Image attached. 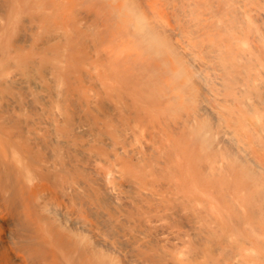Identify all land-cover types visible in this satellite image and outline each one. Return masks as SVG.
Instances as JSON below:
<instances>
[{"label": "bare ground", "instance_id": "6f19581e", "mask_svg": "<svg viewBox=\"0 0 264 264\" xmlns=\"http://www.w3.org/2000/svg\"><path fill=\"white\" fill-rule=\"evenodd\" d=\"M52 3L59 15L78 10L81 22L102 30L98 54L110 62L96 75L77 61L66 65L79 71L86 96L62 78L69 96L56 118L65 132L46 139L0 126V213L13 221L12 234L35 247L43 264H264V61H251L264 50V0H55L42 7L52 12ZM220 33L218 45L243 49V69L229 61L222 74L219 61L204 56L218 49ZM131 55L153 59L154 72L151 61H124ZM227 71L244 73L246 84L227 85ZM85 104L103 129L98 139L78 141ZM230 119L246 128L245 145ZM75 209L79 231L69 216ZM42 213L56 221L55 231ZM89 216L122 226L118 243L100 240ZM183 231L193 243L177 240ZM10 237L0 217V264H20ZM141 249L156 260L134 259Z\"/></svg>", "mask_w": 264, "mask_h": 264}, {"label": "rangeland", "instance_id": "374dc122", "mask_svg": "<svg viewBox=\"0 0 264 264\" xmlns=\"http://www.w3.org/2000/svg\"><path fill=\"white\" fill-rule=\"evenodd\" d=\"M46 1L54 2L55 0H0V126L8 129L17 127L22 129L26 136L38 135L49 139L51 136L59 134V132H65L64 124L61 122L58 124L56 118L59 105L63 103L67 94L69 96L62 78H70L73 82L79 84L77 91L86 96L84 93L86 88L81 85L83 82L78 77L79 71H73V69H70V73L69 70L66 71L68 62L77 61V67L79 68L91 67V72L96 75L98 70H101V66L102 68L106 67L105 64H108L106 61L109 60L100 58L98 54L99 50L104 47V41L98 42V40L100 41L98 32L102 31L100 28L92 23L89 24V20L87 21L85 18V21L82 19L84 22H81L82 16L78 10L71 14L65 10V13L61 14L62 16L59 15L60 11L54 10L55 6H53L57 1L55 4L52 3L53 11L50 12L51 10L45 9V5L42 7V3L44 4ZM76 4H72L74 6L67 4L65 9L68 8L74 11L75 8H78ZM11 10H13L12 14ZM53 14L55 16H52ZM51 16L53 17L52 20ZM81 24L85 27L81 26ZM224 31V29L220 30V32ZM102 34H105V32ZM222 34L224 33L218 35L219 38L216 41V49H218L213 51L211 48L209 51L204 52V56L206 58L209 55L212 56V59L208 61H219L216 72L223 74L224 70H230L229 61H234V71L237 68L243 69L244 66L237 62L245 61L242 57L243 49L236 46L235 42H233L235 45L233 44L230 49L225 44L218 45V43L222 42L223 36H220ZM228 35L232 38L231 34ZM86 39L91 41L89 45ZM202 39L205 42L210 41L208 35H202ZM258 42L255 40L256 46L259 45ZM237 43L239 44V41ZM226 52H229L233 58L229 55L227 56ZM124 61H151V72H154L153 59L142 60L131 55ZM251 61H264V50L262 47L259 51H256ZM71 66H73L72 63L68 64V67ZM224 66L227 67L225 68ZM232 74H234V77L231 76ZM101 75L99 73V76ZM246 78L247 76L244 73L236 75L235 72L227 71V74H224V82L232 86L241 83L246 84ZM257 81H259L258 77L252 76L250 82L253 88H255ZM257 112L250 111L248 113L254 116L258 115ZM79 114L85 118V123L80 128L83 130V135L79 134L77 130L80 129H77L74 132V137L78 141H84L85 138L98 139L103 128L100 130V124L97 122L99 119L96 118L97 116L94 112L89 110L87 104H85ZM221 122L226 124V122ZM227 124L237 133L240 138L239 143L245 145L248 142L244 134L246 128L235 129L234 119H230ZM216 126L220 128V126ZM220 134H222V131ZM249 143V147H254V143ZM249 150L250 148H248ZM233 152L237 153L235 149ZM217 155L219 159L226 156L222 151ZM260 185L263 186L262 184ZM41 215L47 216L42 218L46 219L47 228L50 231H55L56 221L53 218L47 219L50 215L46 213ZM69 216L74 220L72 225L75 231L81 230L82 222L79 218L82 216L79 215V210L75 209L73 215ZM0 217L5 220L7 230L11 233L12 237L8 239V247L17 261L20 264H43L42 256L37 254L35 247L30 246L20 236L12 234L14 223L11 218L8 215H4L3 212L0 213ZM89 224L98 231L99 239L109 245H115L118 243L117 239H121L116 235L115 230L121 229L122 226H118L115 223L108 225L97 223L92 220L91 216H89ZM169 230L176 232V227ZM53 235L55 234L51 236ZM180 238L177 240H184L187 245L194 241V237L190 236L187 231H183ZM143 240H145V237L140 234L136 243L140 244ZM154 243L151 240V245ZM58 246L60 245L57 244V248ZM59 253L62 254L61 252ZM0 256L4 257V253H0ZM68 256L71 259L73 257L72 254ZM133 258L145 260L144 262L156 260L152 253L151 257L149 256L147 249L137 251L136 256H133Z\"/></svg>", "mask_w": 264, "mask_h": 264}]
</instances>
